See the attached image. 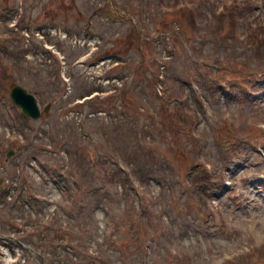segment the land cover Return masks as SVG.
Listing matches in <instances>:
<instances>
[{
    "label": "rangeland",
    "instance_id": "obj_1",
    "mask_svg": "<svg viewBox=\"0 0 264 264\" xmlns=\"http://www.w3.org/2000/svg\"><path fill=\"white\" fill-rule=\"evenodd\" d=\"M16 1L6 0L5 6L1 7L7 18L15 13ZM118 1L133 7L127 14L142 25L140 38L146 40L141 43L132 40L136 37L134 33L130 39L122 40L119 46L108 51L109 39L113 35L128 34L132 27L130 19L124 17H117L114 23L104 18L107 13L110 17L124 14L122 10L107 5L106 2L110 4L111 0H22L24 13L18 29L4 28V33L13 32V36L4 42L5 34L0 31V46H3L4 56L9 57H5L8 58L7 71L12 72L1 79L5 94L0 98V145L4 140L6 144L2 145L4 150L0 152V179L8 180L7 185H10V180L18 177L28 188L29 195H35L33 204L37 205L32 208L17 205L5 217L20 215L29 222L27 219L37 209L46 215L52 208L49 203L55 201L54 196L58 193L61 198L69 200L73 195L78 196L81 204L73 200L67 204L71 215H75L73 221L76 224L66 218L81 228L74 234L76 240L64 239L66 247L57 243H30L31 249L42 252L44 256L49 253L48 258H44L45 264H73V250L79 255L80 246H87L84 237H80L85 236L91 243L102 240L105 232L113 230H118L119 247L122 248L123 244L132 254L131 264H142L139 261L141 254L146 264H190L188 256L183 260L180 258V254L190 251H199L198 258L207 254V264H264V238L257 241L251 232V229H259L264 234L263 220L256 216L260 211L264 218V182L262 179L254 181L257 177H264V146L259 145L260 151L256 150L263 135L258 127L251 129L249 126L248 129V121L246 125L244 123L246 116L253 123L264 121V44L260 47V40H249L250 36L245 33L246 28L258 26L263 29L257 30L264 38L263 4L258 11L251 6V10L237 17L240 27L233 37L221 19H217L215 26H210L207 14L200 10L187 15L164 12L161 23L156 11H171V8L160 6L159 0ZM200 1L205 7L210 5L209 12L216 3L213 2L215 0ZM92 2L95 5L99 2L100 8L89 31L101 40L96 56L109 52L127 61L109 74H115V83L120 82L118 95L123 96L122 101L126 102L143 103L146 100L143 113L151 103L159 102L163 108L166 106V116L161 114V109H150L148 118H145L137 111L124 108L119 96L113 99L101 94L87 106H80V116L75 111L79 107H75L74 102L68 103L74 96L90 91V86H96L91 77L97 74L95 56L86 59L80 67L76 60L88 46H72L66 40H57L52 34H45L41 39L36 34L37 27L45 23L69 34H81L80 25ZM162 2L170 5L173 0ZM217 5L219 7L220 2ZM148 7L155 8V11L149 13ZM55 12L58 13L56 17ZM26 20L35 28L22 30ZM46 42L57 43L64 52L67 65L58 61L53 53L55 57L45 52ZM11 53L12 57L8 55ZM141 57L144 58L141 69L137 73L132 72ZM88 64L92 68L90 72ZM148 71H152L151 75L160 74L162 80V94L158 95L153 90L149 99L143 89L149 84V78L151 84L154 82V77ZM63 76L68 77L69 82ZM11 83L21 84L33 92L42 110L38 119H29L11 103L8 97ZM47 104L49 107L44 110ZM120 105L122 108L117 111ZM8 106L17 119L18 139L21 131L30 138L21 144L31 143L28 147L17 149L13 144L12 148V143L6 142V138L9 139L7 141L17 140L13 133L6 134L13 129L12 126L16 128L9 120L12 113L8 112ZM187 106L191 118L177 116ZM98 108L110 112L106 124L101 120L103 116L99 115L104 110ZM90 110H94L92 115ZM121 111H129L126 120L122 122L116 117L113 121V116ZM76 116L83 118V123H87L85 127L89 125L94 129L90 131L98 142L80 135ZM133 117L137 119L135 128L130 123ZM176 117L180 119L174 129L171 118ZM49 127L55 129L59 142L56 149L70 153L72 162L66 163V158L63 160L59 153L48 154L40 150L45 148L43 143L50 142L47 136ZM192 127L194 138L185 134ZM172 137L179 141H173ZM137 143H148V146L142 150ZM174 143L178 148L171 149ZM189 145L193 148L186 151ZM10 147L13 154L6 156ZM46 148L55 149L51 144ZM38 151L46 160L41 156L33 159V153ZM115 152L125 164H120L123 170L136 180L141 214L135 206L136 195H132L129 188L125 190L118 174L117 178L112 177L118 172L117 164L111 160ZM210 160H215L213 167L207 163ZM190 162L200 164L194 175L192 168L187 171V163ZM229 164L233 169L226 174ZM220 166L222 169L215 171V167ZM45 167H53L54 170L49 173ZM60 171L62 174L57 177ZM221 180L223 184H231H224V188L220 185ZM215 187L220 190H215ZM59 202L64 204L61 199ZM112 216L116 217L117 229L110 220L106 221ZM23 228L33 231L30 226ZM135 231L140 234L141 246L134 243ZM26 249L23 254L30 259V264H40L29 248Z\"/></svg>",
    "mask_w": 264,
    "mask_h": 264
},
{
    "label": "water",
    "instance_id": "obj_2",
    "mask_svg": "<svg viewBox=\"0 0 264 264\" xmlns=\"http://www.w3.org/2000/svg\"><path fill=\"white\" fill-rule=\"evenodd\" d=\"M12 98L22 105L24 109L32 116H37L38 112L34 105V100L28 95L24 94V91L19 87H15L11 93Z\"/></svg>",
    "mask_w": 264,
    "mask_h": 264
},
{
    "label": "bare ground",
    "instance_id": "obj_3",
    "mask_svg": "<svg viewBox=\"0 0 264 264\" xmlns=\"http://www.w3.org/2000/svg\"><path fill=\"white\" fill-rule=\"evenodd\" d=\"M256 213H257L256 216H259L260 219L263 220V223H264V218H263V216L261 215V212H260V211H259V212L257 211ZM256 216H255V217H256ZM254 234H255L256 236H258V232L255 231V230H254Z\"/></svg>",
    "mask_w": 264,
    "mask_h": 264
}]
</instances>
